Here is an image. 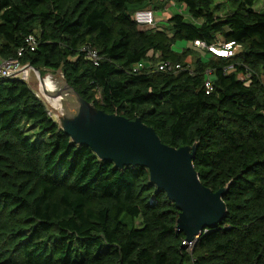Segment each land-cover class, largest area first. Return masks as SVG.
Segmentation results:
<instances>
[{"label": "trees", "instance_id": "trees-1", "mask_svg": "<svg viewBox=\"0 0 264 264\" xmlns=\"http://www.w3.org/2000/svg\"><path fill=\"white\" fill-rule=\"evenodd\" d=\"M170 1L185 12L148 29L134 19ZM256 1L226 0L219 15L216 0H0V59L19 57L43 75L63 71L98 108L140 117L167 144L196 143L202 182L227 187L225 216L190 255L178 209L146 167L119 168L72 142L28 82L0 77V264H264V11ZM195 39L242 50L205 57ZM179 40L189 46L177 49ZM141 60L153 66L134 70ZM163 60L185 68L154 70Z\"/></svg>", "mask_w": 264, "mask_h": 264}, {"label": "water", "instance_id": "water-1", "mask_svg": "<svg viewBox=\"0 0 264 264\" xmlns=\"http://www.w3.org/2000/svg\"><path fill=\"white\" fill-rule=\"evenodd\" d=\"M29 66L37 71L40 81L50 76L58 82L54 95L60 97L61 109L51 106L72 142L90 146L101 159L114 161L119 168L140 165L149 170L151 182L164 190L178 209L177 227L186 240L215 227L225 216L227 187L213 190L202 182L194 165L196 143L167 144L140 117L131 119L98 108L69 83L63 71L44 76L39 68Z\"/></svg>", "mask_w": 264, "mask_h": 264}, {"label": "built area", "instance_id": "built-area-1", "mask_svg": "<svg viewBox=\"0 0 264 264\" xmlns=\"http://www.w3.org/2000/svg\"><path fill=\"white\" fill-rule=\"evenodd\" d=\"M134 19L137 21V23L142 29L157 27L155 11L151 8H143L136 10L134 12ZM26 42L31 49H34L37 45L36 37L32 34L26 38ZM191 45L201 51L202 50L211 51L218 56H224V57H233L242 50L241 45L236 43L235 41L218 40L213 44H208L206 41L202 39H195L194 41H192ZM82 50L85 51L86 56L90 60H92L95 64H98L100 56L95 48L85 45L82 47ZM22 52H23V48L19 50L18 55H22ZM152 66L153 63L151 60H141L134 65V70H140L141 68H145V67L151 68ZM184 68L185 66L182 65L181 63H173L169 60H163L156 64L154 70L176 72ZM231 69H233V65H229L227 70H231ZM32 70L33 68L29 66V63H22L19 57L0 59L1 78L22 79L29 83L32 76L31 75ZM207 72L208 74L211 73L210 70H207ZM239 76L242 79L245 78L244 74H239ZM205 88L207 93L213 90V83L209 77L205 81ZM37 95L39 94L37 93ZM49 112L51 113L50 110ZM206 230L207 228L202 232H200L199 234H197L195 238L191 241H188L186 239L183 240L182 244L185 246V249L188 254L192 255L197 240L199 239L201 234L206 232ZM186 264H194V261L191 260Z\"/></svg>", "mask_w": 264, "mask_h": 264}, {"label": "rangeland", "instance_id": "rangeland-1", "mask_svg": "<svg viewBox=\"0 0 264 264\" xmlns=\"http://www.w3.org/2000/svg\"><path fill=\"white\" fill-rule=\"evenodd\" d=\"M217 1V0H216ZM218 2V1H217ZM262 5H263V0H257L256 1V3H255V8L256 9H261V10H263L264 11V7H262ZM157 15H156V12H155V17H156ZM164 21H167V20H164ZM175 47L177 48V49H182V48H184V47H186V46H189V43L187 42V41H184V40H179V41H177L175 44ZM196 54H199L198 52H196ZM201 54L203 55V56H210V54L209 53H207L206 52V50H202L201 51ZM192 59V57H189V60H191ZM48 73H53V71H50V70H46V74L45 75H47ZM32 76H31V79H30V82H29V85L33 88V90L35 91V92H37L41 97H42V99L46 102V104H47V106H48V109L51 111V113H52V115H53V117L56 119V120H58V116H57V114L54 112V109H53V107L51 106V104L48 102V100L46 99V97L44 96V94L42 93V91H41V87H40V79H39V77H38V73H37V71L34 69V70H32V74H31ZM44 75V76H45Z\"/></svg>", "mask_w": 264, "mask_h": 264}, {"label": "crops", "instance_id": "crops-1", "mask_svg": "<svg viewBox=\"0 0 264 264\" xmlns=\"http://www.w3.org/2000/svg\"><path fill=\"white\" fill-rule=\"evenodd\" d=\"M217 1L216 3H221L219 6L220 9L217 10V14L222 15V13L228 11V4L225 2L226 0H217ZM262 7H264V0ZM175 11L185 12V6L177 2L170 1L164 5L163 9L156 10L155 12L157 15L156 16L157 26L162 25L164 22H166L164 20H167L171 16V14L174 13Z\"/></svg>", "mask_w": 264, "mask_h": 264}, {"label": "bare ground", "instance_id": "bare-ground-1", "mask_svg": "<svg viewBox=\"0 0 264 264\" xmlns=\"http://www.w3.org/2000/svg\"><path fill=\"white\" fill-rule=\"evenodd\" d=\"M41 91L48 100V102L56 109H61L60 97H56L55 92L58 88V82L51 80V77L44 78V81H40Z\"/></svg>", "mask_w": 264, "mask_h": 264}]
</instances>
